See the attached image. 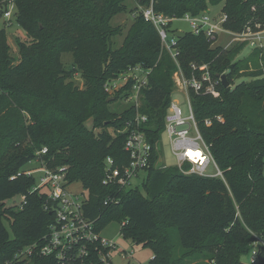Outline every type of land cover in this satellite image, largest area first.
<instances>
[{"label":"trees","instance_id":"1","mask_svg":"<svg viewBox=\"0 0 264 264\" xmlns=\"http://www.w3.org/2000/svg\"><path fill=\"white\" fill-rule=\"evenodd\" d=\"M5 1L0 0V15ZM137 2L143 7L150 4ZM14 4L13 19L27 42L16 40L14 63L6 29L0 28V264L37 241L54 221V213L43 209L44 198L29 193L37 179L22 174L23 167L37 158L49 169L64 167L68 185L81 183L82 210L97 231L112 221L125 222L121 236L151 251L148 264H184L199 257L213 264H246L241 259L248 256L254 235L264 237V50L252 49L240 58L246 43L222 49L212 47L203 34L189 32L177 38V62L187 77L191 65H206L213 79L224 74L229 82L228 88L219 84L213 95L189 94L198 129L225 182L184 175L176 167L157 166L158 143L175 86L174 61L161 48L156 29L139 14L132 17L121 45L113 47L122 28L112 26L111 19L126 10L132 16L135 4L130 0H14ZM220 4L225 30L264 28V0H154L153 8L181 18ZM63 54L72 56L71 71L61 65ZM135 66L151 69L138 110L147 118L142 130L151 158L142 190H123L116 183L104 185L103 180L107 158L117 168L128 163L123 149L126 134L121 132L135 110L129 105L117 113L111 105L124 101L133 81L111 97L104 84ZM74 73H79L83 88L70 81ZM241 78L248 81L233 86ZM108 98L114 100L107 102ZM205 120L211 124L205 126ZM44 148L47 152L40 154ZM16 195L26 196V205L6 206L5 201ZM112 199L117 202L104 206ZM31 264L53 261L36 258ZM253 264H264V250Z\"/></svg>","mask_w":264,"mask_h":264},{"label":"built area","instance_id":"2","mask_svg":"<svg viewBox=\"0 0 264 264\" xmlns=\"http://www.w3.org/2000/svg\"><path fill=\"white\" fill-rule=\"evenodd\" d=\"M130 1L137 8V12L131 17L139 14L145 22L156 29L161 48L169 53L177 68L172 77L176 87L173 93L180 92L186 100V111H184L179 101L173 99L171 95L164 118L165 126L162 134H165L168 139L172 155L176 160V168L184 175L221 179L225 182L223 172L215 163L210 147L204 142L198 129L189 97L190 92L213 95L220 80L210 76L206 65H191L192 72L188 77L182 72L177 62L179 52L177 38L174 35L177 31L171 30V25L175 20L183 19L188 22L190 32L195 36L203 34L205 38L214 43L218 36L226 34L232 37L229 45L246 43L247 47L258 50H264V28L246 26L240 33H231L223 28V23L226 21L224 14L218 19L209 17L206 12L197 16L185 14L181 18H175L157 13L153 8L154 0H150L147 7L140 6L137 0ZM5 6L6 10L0 15L2 23L13 19L16 9L14 0H6ZM150 72L151 69H144L141 66L131 67L104 84V91L111 97L128 81H133L125 102L127 101L135 110L133 120L126 122L121 132L126 134L123 149L128 155V163L117 168L113 160L107 158L104 185L116 183L120 189H134L130 188L132 179L137 178L141 172L145 173L149 168L151 146L142 130L147 118L138 110L141 105V91L148 82ZM216 119L220 120L219 117ZM210 124L211 120L204 121L205 126ZM46 152L44 148L40 154ZM32 162L38 164L36 172H40V175L29 193H38L44 198L43 209L54 213V221L43 236L17 251L4 264H31L36 258L50 259L53 264H112V252L117 249V246L113 241L101 238V231H97L95 222L84 216L82 210L85 203L84 195L73 194L67 190L66 169L64 167L57 170L49 169L39 158L29 163ZM210 166L215 170L212 175L207 174ZM159 168L166 167L159 166ZM22 174L31 177L34 171L28 170ZM26 202V196H22L18 208H22ZM116 202L113 199L106 200L104 206ZM123 225L125 222L121 223V226ZM262 250H264V237L254 235V242L250 246L246 264H253ZM133 253L132 250H123L118 255L123 264H130L133 260Z\"/></svg>","mask_w":264,"mask_h":264},{"label":"rangeland","instance_id":"3","mask_svg":"<svg viewBox=\"0 0 264 264\" xmlns=\"http://www.w3.org/2000/svg\"><path fill=\"white\" fill-rule=\"evenodd\" d=\"M132 5H129V7ZM206 14L211 17V18H219L223 13H221V4L213 7H209ZM131 14L129 10L123 11L122 13L116 15L114 18L111 19V25L112 26H120L122 28V35L119 37H116L113 42V47L118 48L123 40V37L130 25L131 22ZM0 28H5L6 29V34L8 38V43L11 47L10 51V56L13 58L14 63L17 61V45H16V40H19L21 42H27V38L22 31V29L15 23L14 19H10L8 21H4L2 23V20L0 21ZM171 30L173 31H179L182 33H189L191 31L190 25L188 24L187 21L183 19H177L175 20L172 25H171ZM232 33V32H231ZM232 37L223 34L218 36L216 42H212V47H220L222 49H229L231 48L234 43L229 45L230 40ZM252 48L246 47L245 50L241 53L240 58H243L247 56ZM61 65L64 70L66 71H71L72 70V56L71 54H63L60 58ZM70 81L77 86L78 88H83V80L80 78L79 73H74L73 77L70 79ZM242 81H248V79H238L234 81V85L239 84ZM174 86V90H175ZM173 90V91H174ZM172 98L177 99L182 106V109L186 111V100L180 92H174L172 93ZM129 106V103L125 99L124 101H116L113 102L111 105V108L113 111L117 113L123 112L127 107ZM87 127L91 128V122L87 123ZM158 149L160 152V157L157 163V166H165L167 168L171 167H176V160L174 156L172 155L170 145L168 142V139L165 134L161 135L160 141L158 143ZM264 161V160H263ZM187 168V166H185ZM35 169V170H34ZM38 169V164L36 162H32L27 164L26 166L23 167V170L28 171H34L33 176L37 179L40 175V172H36ZM215 173V170L210 166L207 170L208 175H212ZM263 175H264V166H263ZM145 178V173L141 172L137 178L132 179L131 181V187L130 188H138L142 190V180ZM67 190L73 194L80 195L84 191L82 188V185L80 182H73L67 186ZM22 201V196L21 195H16L13 198L5 201L6 206H12L16 205L18 206ZM8 228V223H4ZM120 229H121V223L117 221H112L108 225H106L100 232V237L108 240V241H113L115 245L117 246V249L112 252V264H123V262L120 259V256L118 255L121 251H133V260L131 261L130 264H148L149 260L152 258V253L149 249L143 248L139 244H133L128 240H125L121 234H120ZM10 232V230H9ZM176 244H179L178 238L176 239ZM181 252V251H180ZM180 252L178 255L180 256ZM178 257V256H177ZM242 263H246L248 261V257L244 256L241 259ZM184 264H213L212 262H209L208 259H202V258H197L192 261H186Z\"/></svg>","mask_w":264,"mask_h":264},{"label":"water","instance_id":"4","mask_svg":"<svg viewBox=\"0 0 264 264\" xmlns=\"http://www.w3.org/2000/svg\"><path fill=\"white\" fill-rule=\"evenodd\" d=\"M174 35H175L176 38L179 39V38L183 37L184 33L178 31ZM217 78H219L220 84H221V86L223 88H228L229 87V82L227 80L226 75H224V74L223 75H218ZM113 100H114L113 98H108L107 102H110V101H113Z\"/></svg>","mask_w":264,"mask_h":264},{"label":"crops","instance_id":"5","mask_svg":"<svg viewBox=\"0 0 264 264\" xmlns=\"http://www.w3.org/2000/svg\"><path fill=\"white\" fill-rule=\"evenodd\" d=\"M178 32V31H177Z\"/></svg>","mask_w":264,"mask_h":264}]
</instances>
